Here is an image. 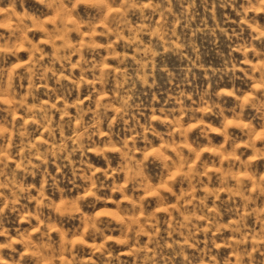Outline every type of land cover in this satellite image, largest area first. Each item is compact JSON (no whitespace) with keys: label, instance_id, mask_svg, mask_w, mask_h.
Returning a JSON list of instances; mask_svg holds the SVG:
<instances>
[{"label":"clouds","instance_id":"clouds-1","mask_svg":"<svg viewBox=\"0 0 264 264\" xmlns=\"http://www.w3.org/2000/svg\"><path fill=\"white\" fill-rule=\"evenodd\" d=\"M0 264H264V0H0Z\"/></svg>","mask_w":264,"mask_h":264}]
</instances>
